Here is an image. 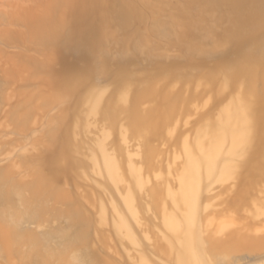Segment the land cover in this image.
Here are the masks:
<instances>
[{
  "label": "rangeland",
  "instance_id": "1",
  "mask_svg": "<svg viewBox=\"0 0 264 264\" xmlns=\"http://www.w3.org/2000/svg\"><path fill=\"white\" fill-rule=\"evenodd\" d=\"M262 136L264 0H0V264H264Z\"/></svg>",
  "mask_w": 264,
  "mask_h": 264
},
{
  "label": "bare ground",
  "instance_id": "2",
  "mask_svg": "<svg viewBox=\"0 0 264 264\" xmlns=\"http://www.w3.org/2000/svg\"><path fill=\"white\" fill-rule=\"evenodd\" d=\"M251 68V67H250ZM249 68V69H250ZM253 69V68H252ZM247 71H245V73H246ZM247 74V73H246ZM248 75V74H247ZM162 110V109H161ZM151 112L152 111H150V115H151ZM160 112V111H159ZM159 112H158V115H161V113H162V111H161V113L159 114ZM149 112H147V114H148ZM154 113V112H153ZM157 113V112H156ZM245 113H247V112H245ZM146 114V112L145 113H143V116ZM149 115V116H150ZM153 115V114H152ZM157 115V116H158ZM137 116H139V115H137ZM154 116H156V115H154ZM162 116H164V113H163V115ZM247 116H249V115H247ZM140 117H141V115H140ZM146 117H147V115H146ZM134 118H135V116H134ZM152 118V117H151ZM162 118V117H161ZM148 119V118H147ZM135 120V123L136 124H138V121L136 120V119H134ZM140 120V119H139ZM144 120H145V118H144ZM149 120V122L151 121V122H153L152 121V119H148ZM250 120V119H249ZM249 120H247V122H246V126H247V130H249V128H251V126H252V123L249 121ZM137 121V122H136ZM146 121V120H145ZM249 121V122H248ZM148 122V121H147ZM142 123V122H141ZM144 123V122H143ZM253 126H254V123H253ZM255 128V127H254ZM255 130V129H254ZM251 131V130H250ZM258 133V132H257ZM261 134V133H260ZM248 137V135H246L245 133H243L242 134V136H241V139L243 140V139H246ZM262 138L264 139V136H262ZM209 168H211V167H209ZM195 188H194V184L192 183V179L189 177L186 181H184L183 182V186H182V193L184 194V196H185V198L187 199V201H188V198H189V200L191 201V199L193 200L194 199V195H195ZM194 203H195V199H194ZM169 225L171 226V227H174V226H176V223L174 222V221H172V220H169ZM175 228V227H174ZM184 260L183 259H181V263H183L184 264Z\"/></svg>",
  "mask_w": 264,
  "mask_h": 264
}]
</instances>
